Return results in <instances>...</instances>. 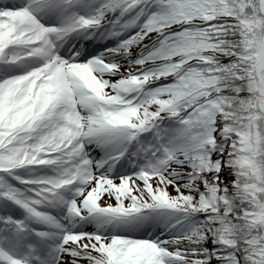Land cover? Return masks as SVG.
Here are the masks:
<instances>
[{"label": "snow or ice", "instance_id": "snow-or-ice-1", "mask_svg": "<svg viewBox=\"0 0 264 264\" xmlns=\"http://www.w3.org/2000/svg\"><path fill=\"white\" fill-rule=\"evenodd\" d=\"M0 264H264V0H0Z\"/></svg>", "mask_w": 264, "mask_h": 264}]
</instances>
